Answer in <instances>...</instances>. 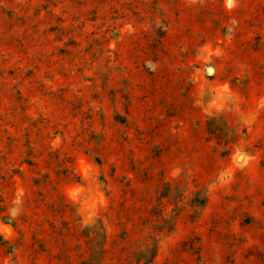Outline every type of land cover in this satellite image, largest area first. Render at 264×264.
Masks as SVG:
<instances>
[{
	"label": "rangeland",
	"instance_id": "374dc122",
	"mask_svg": "<svg viewBox=\"0 0 264 264\" xmlns=\"http://www.w3.org/2000/svg\"><path fill=\"white\" fill-rule=\"evenodd\" d=\"M0 264H264V0H0Z\"/></svg>",
	"mask_w": 264,
	"mask_h": 264
}]
</instances>
